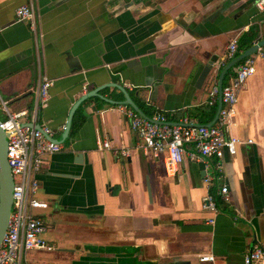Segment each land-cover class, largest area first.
<instances>
[{
    "label": "crops",
    "instance_id": "obj_1",
    "mask_svg": "<svg viewBox=\"0 0 264 264\" xmlns=\"http://www.w3.org/2000/svg\"><path fill=\"white\" fill-rule=\"evenodd\" d=\"M255 1L0 0L7 111L35 110L36 124L60 140L73 103L88 91L100 94L79 105L60 150L44 157L35 197L46 206L33 212L52 249H30L20 264H195L201 253L214 254L215 264H244V254L264 243V11ZM20 5L33 9L32 21L17 20ZM232 40L236 56L255 48L248 55L255 71L226 129L242 142L221 169L212 168L213 157L186 154L166 174L121 104L130 99L145 115L161 111L172 123L212 124L224 104L209 103L208 91L221 72L222 85L234 73L226 58ZM7 111L0 105L3 118ZM223 184L229 201L205 208L203 197Z\"/></svg>",
    "mask_w": 264,
    "mask_h": 264
},
{
    "label": "built area",
    "instance_id": "obj_2",
    "mask_svg": "<svg viewBox=\"0 0 264 264\" xmlns=\"http://www.w3.org/2000/svg\"><path fill=\"white\" fill-rule=\"evenodd\" d=\"M255 8L264 11V0H256ZM17 20L34 18L33 9L20 5L15 9ZM2 27L0 26V31ZM237 42L232 40L227 47L226 58L236 57ZM254 57L246 56L233 65L234 73L229 82L218 86L214 83L208 91L209 103L221 99L224 104L220 108L216 120L210 124H200L188 120L172 123L164 112L156 111L151 115H142L132 107L121 104L129 119L131 128L142 141V147L154 159H160L166 174L174 175L184 156L216 161L212 168L221 169V159L227 153L234 155L242 142L236 136L227 133L235 114L238 91L246 78L254 73ZM51 82L44 80L39 91V98L44 103L46 92ZM86 86H83V90ZM0 105L7 111L6 102L0 98ZM36 111L21 109L7 111L1 120L7 133V161L12 173L13 190L12 206L4 237L0 243V264H20L21 256L30 249H52L44 238L46 225L33 212V209L45 207L44 202L35 197L39 186V174L44 157L60 150L61 145L51 137L53 130L47 124L36 126ZM249 141V140H248ZM102 147L108 148L109 142L103 141ZM124 153V151H122ZM210 176L207 177L208 182ZM228 187L223 184L217 194L206 193L203 197L205 208L216 211L218 203L228 202ZM213 220L210 219L209 222ZM244 264H264V243H255L243 256ZM195 264H215L212 253H201Z\"/></svg>",
    "mask_w": 264,
    "mask_h": 264
},
{
    "label": "water",
    "instance_id": "obj_3",
    "mask_svg": "<svg viewBox=\"0 0 264 264\" xmlns=\"http://www.w3.org/2000/svg\"><path fill=\"white\" fill-rule=\"evenodd\" d=\"M255 48L247 50L246 52H244L243 54L236 56L235 58H233L230 61V66H233L237 61L243 59L244 57L248 56L252 51H254ZM136 62H134V59H131L129 62H127V65L130 66L131 64H135ZM210 64V62H209ZM210 70V66L209 65H205L197 78V82L196 85L197 87L201 86V84L203 83L206 75L208 74ZM224 72H221L220 74V81L218 86L221 87V79H222V75ZM94 95H99V93H97L96 91H88L87 93L83 94L80 98H78L73 105L70 108L69 111V115L67 117L66 120V124H65V129L62 133L61 139H54L51 137V139L54 142L60 143L61 140H63L69 131V127H70V123H71V118L75 112V110L79 107V105L85 101V99H87L90 96H94ZM219 102H221V99L219 98ZM130 103L131 105L133 104L131 102L130 99H126V101L122 104H127ZM133 109H135L136 111H138L140 114L145 115L144 113H142L134 104L132 105ZM220 108L217 111V115L216 118L218 116ZM215 118V120H216ZM206 125H210V124H206ZM36 126L38 127L39 125L36 124ZM12 190H13V178H12V173L7 161V133L5 132V130L3 129L2 126V122H1V118H0V243L4 237L6 228H7V224H8V219L11 213V206H12ZM158 264H169L168 262H161Z\"/></svg>",
    "mask_w": 264,
    "mask_h": 264
},
{
    "label": "trees",
    "instance_id": "obj_4",
    "mask_svg": "<svg viewBox=\"0 0 264 264\" xmlns=\"http://www.w3.org/2000/svg\"><path fill=\"white\" fill-rule=\"evenodd\" d=\"M77 124H78L77 117L74 116V119L72 121V126H71V132L70 133H73L74 132L75 128L77 127Z\"/></svg>",
    "mask_w": 264,
    "mask_h": 264
},
{
    "label": "rangeland",
    "instance_id": "obj_5",
    "mask_svg": "<svg viewBox=\"0 0 264 264\" xmlns=\"http://www.w3.org/2000/svg\"><path fill=\"white\" fill-rule=\"evenodd\" d=\"M0 118H1V120L3 119V117H2V115L0 114Z\"/></svg>",
    "mask_w": 264,
    "mask_h": 264
}]
</instances>
